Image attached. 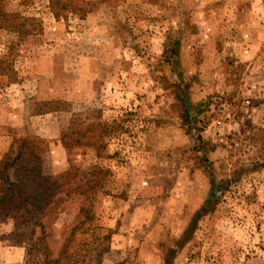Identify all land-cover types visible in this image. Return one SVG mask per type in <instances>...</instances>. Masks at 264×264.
Listing matches in <instances>:
<instances>
[{"label": "rangeland", "instance_id": "obj_1", "mask_svg": "<svg viewBox=\"0 0 264 264\" xmlns=\"http://www.w3.org/2000/svg\"><path fill=\"white\" fill-rule=\"evenodd\" d=\"M25 135L98 182L63 264H264V0H0V158ZM39 235L0 216V264Z\"/></svg>", "mask_w": 264, "mask_h": 264}, {"label": "trees", "instance_id": "obj_2", "mask_svg": "<svg viewBox=\"0 0 264 264\" xmlns=\"http://www.w3.org/2000/svg\"><path fill=\"white\" fill-rule=\"evenodd\" d=\"M75 139L74 142L78 143V138ZM39 142L40 139L34 135L17 138L15 144L0 158V216L15 213L33 221L39 226L40 235L36 243L27 248V253L36 251L39 264H63L74 234L94 217L90 200L97 191L98 182L93 179L94 175L87 180L80 174L77 177L73 167L55 175L44 172ZM63 143L67 147L68 144ZM94 170L97 173L104 171L97 167ZM72 195L80 196L83 204L78 208L76 222L54 252L49 243L53 236L44 229L42 218L53 217L63 209L62 203L68 196Z\"/></svg>", "mask_w": 264, "mask_h": 264}]
</instances>
